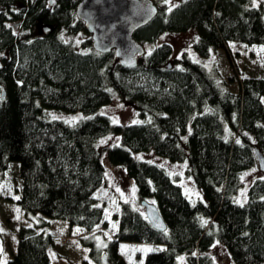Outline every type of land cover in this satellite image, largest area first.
<instances>
[{
    "label": "trees",
    "instance_id": "trees-1",
    "mask_svg": "<svg viewBox=\"0 0 264 264\" xmlns=\"http://www.w3.org/2000/svg\"><path fill=\"white\" fill-rule=\"evenodd\" d=\"M77 1L0 0V197L11 199L12 189L25 213L64 220L82 229L79 234L105 226L102 208L95 207L94 192L104 170L95 141L114 133L119 142L103 149L104 159L124 167L138 200L156 204L167 235L121 201L107 247L99 248L90 236L79 237L94 264H102V252L115 264H135L120 251L122 244L133 243L151 246L141 264H179L178 253L189 264H216L207 253L215 240L235 264H264V176L249 184L243 206L233 200L240 171L255 163L253 147L264 156V74H237L239 86L233 92L185 54L169 62L168 42L137 56L134 67H122L112 50L92 49L74 14ZM153 1L155 15L132 34L140 43L164 31L194 27L193 47L200 55L223 49L231 59L228 42L264 44L261 3L176 0L167 6L165 0ZM36 22L48 29L37 34ZM79 30L87 32L81 42L86 50L61 37V31ZM113 92L131 103L142 120L114 124L95 113ZM49 109L78 110L84 116L70 123L47 116ZM148 148L185 161V172L203 199L191 202L165 169L132 155ZM11 167L13 173L4 174ZM16 236L15 252L3 264H53L47 251L54 243L51 233L18 224Z\"/></svg>",
    "mask_w": 264,
    "mask_h": 264
},
{
    "label": "rangeland",
    "instance_id": "rangeland-1",
    "mask_svg": "<svg viewBox=\"0 0 264 264\" xmlns=\"http://www.w3.org/2000/svg\"><path fill=\"white\" fill-rule=\"evenodd\" d=\"M176 0H169L166 3L169 6ZM256 6L261 3L264 6V0H255ZM253 5V0H251ZM45 23L36 22L34 30L37 34H41L42 26ZM86 33L79 30L73 33H65L61 31V37L74 43L75 46L81 50L88 49L81 45L84 41ZM89 36V34H87ZM196 37V30L194 27L188 28L184 31H164L161 32L152 42L142 43L144 51H149L154 45L161 42H168L171 45V56L169 62L173 58L182 54L187 55L192 60L202 64L208 69L215 78L216 82L230 91L238 90V77L248 73H263L264 74V44H253L246 47L243 43L237 41L228 42V51L230 58L223 49L210 50L206 55L198 54L193 42ZM231 45V46H230ZM260 99H264V94L260 95ZM264 105V102H262ZM47 116L63 119L66 122H74L84 114L78 110L71 112L46 110ZM95 113H102L107 115L111 121L116 120L117 123H129L133 121H141L142 119L137 115L134 106L126 101H123L114 92L111 99L97 107ZM119 137L114 133H103L97 137L95 144L101 151L103 159V181L95 189L94 195L96 198L95 204L100 205L103 210L105 218V210L110 214L109 219L106 220L105 226H100L93 231L83 232L81 234H73L74 229L70 227L64 220L46 217L39 213L27 214L17 205L14 197L16 193L9 189L7 195L11 199L0 197V228L4 232L0 233V264L5 263L16 248V227L18 224L35 226L37 230H43L53 235L54 243L48 248V255L53 264H94L89 258L88 246L82 245L79 241L80 236H90L98 246L96 237L100 238L103 243L108 242V237L104 235L105 232L110 236L113 232L111 227L115 223L114 212L118 210L121 201H127L132 208L139 209L143 212L142 206L139 204L134 183L126 176L124 167L121 164L112 165L108 163L103 156V149L113 143L119 142ZM102 140L105 143H100ZM132 155L137 159L147 160L155 163L165 169L172 179L177 182L184 193V195L191 201L202 200L203 195L199 187L194 183L192 177L185 172V161H173L167 157L161 156L148 148L146 150L133 151ZM11 164L17 167L16 161H11ZM13 167L4 174L13 173ZM255 170V171H253ZM2 173V172H0ZM264 174L257 168L256 163L252 166L244 168L239 173V186L233 195V200L237 203H243L247 198V188L249 184L257 177H263ZM243 177V179H241ZM1 184V183H0ZM1 188V187H0ZM119 189V191H118ZM243 194V195H242ZM19 211H16V210ZM17 217H19L17 219ZM121 246H124L122 252ZM120 251L122 255L132 263L141 264L143 262V255L145 249H150L149 244H122ZM100 248V247H99ZM207 253L211 256L216 264L229 263L230 256L226 248L218 241H213L207 249ZM52 254H55L53 258ZM183 257V260L179 259ZM176 261L179 264H189L184 253L176 255Z\"/></svg>",
    "mask_w": 264,
    "mask_h": 264
},
{
    "label": "water",
    "instance_id": "water-1",
    "mask_svg": "<svg viewBox=\"0 0 264 264\" xmlns=\"http://www.w3.org/2000/svg\"><path fill=\"white\" fill-rule=\"evenodd\" d=\"M156 11L153 0H78L74 6V14L88 32L92 49L101 53L112 50L118 64L126 68L134 67L137 56L144 53L142 43L133 37V31L146 24ZM47 29L48 25L42 26L43 31ZM253 152L257 168L264 174V156L255 146ZM139 203L150 225L163 231L166 224L156 204L146 198L139 199ZM100 261L115 264L108 260L105 252L100 254ZM227 264L235 263L230 261Z\"/></svg>",
    "mask_w": 264,
    "mask_h": 264
},
{
    "label": "snow or ice",
    "instance_id": "snow-or-ice-1",
    "mask_svg": "<svg viewBox=\"0 0 264 264\" xmlns=\"http://www.w3.org/2000/svg\"><path fill=\"white\" fill-rule=\"evenodd\" d=\"M165 3H169V0H165ZM255 6H256V3H255V0H253V7H255ZM171 10H172V8L169 7L168 11L171 12ZM152 11L154 12L155 10L153 9ZM7 26H8V27H12L11 25H7ZM230 46H231V45H230ZM151 51H152V50L150 49V50H149V55L151 54ZM3 99H4V97H3V89L0 88V100H3ZM262 102H264V99H262ZM101 114H103V112H102ZM54 118H55V117H54ZM112 122L115 124V123H117L118 121L113 120ZM133 123H137V121H133ZM105 142H106V141L102 140L100 143L103 144V143H105ZM236 143H237V144H240L241 141H240L239 139H237ZM253 171H255V170H253ZM241 179H243V177H242ZM118 191H119V189H118ZM242 195H243V194H242ZM14 199L19 200L20 197H19V196H16V197H14ZM125 202H127V201H125ZM153 203H154V202H153ZM241 206H243L242 203H241ZM95 207H100V205H95ZM16 211H19V210L17 209ZM109 215H110V214L107 212V210H105V220H108V219H109ZM18 218H19V217H17V219H18ZM202 223L206 224L207 221H203ZM29 227H31V225H29ZM96 227L99 228V225H97ZM111 227H112L113 229H116L117 224H116V223H112V224H111ZM81 231H82V229H80V228H76V229H74L73 234H74V235H75V234H78V233L81 232ZM163 231H164L165 234L167 235V229L165 228V229H163ZM2 232H4V229L0 228V233H2ZM104 235L107 236L109 240L111 239V237L108 235L107 232H105ZM87 238H88V237H85V239H87ZM96 239H97V241H98V247H107V244H105V243H103L102 241H100V238H99V237H96ZM121 249H122V252H123V250H124V246H121ZM144 251H152V249H145ZM0 252H2V247H0ZM52 256H53V258H55V254H52ZM179 259L183 260V257H181V258H179Z\"/></svg>",
    "mask_w": 264,
    "mask_h": 264
}]
</instances>
